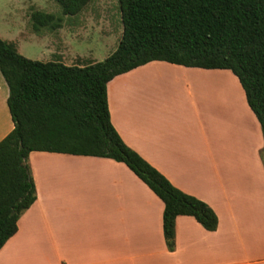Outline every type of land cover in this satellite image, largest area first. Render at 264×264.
Masks as SVG:
<instances>
[{"label":"crops","instance_id":"obj_1","mask_svg":"<svg viewBox=\"0 0 264 264\" xmlns=\"http://www.w3.org/2000/svg\"><path fill=\"white\" fill-rule=\"evenodd\" d=\"M70 18L64 36L77 39ZM73 60L70 66H86ZM233 76L153 61L107 84L110 121L123 143L206 204L217 218L214 231L178 216L169 252L163 203L124 164L32 152L35 201L0 250V264H264V135ZM8 94L0 73V142L13 130ZM221 100L229 117L219 113ZM233 114L244 116L245 135L227 131Z\"/></svg>","mask_w":264,"mask_h":264},{"label":"trees","instance_id":"obj_2","mask_svg":"<svg viewBox=\"0 0 264 264\" xmlns=\"http://www.w3.org/2000/svg\"><path fill=\"white\" fill-rule=\"evenodd\" d=\"M76 17L90 0H54ZM121 39L103 61L83 67L38 62L0 39V73L8 87L13 130L0 142V250L35 201L28 165L32 152L96 157L124 164L164 205L166 248L175 247V219L217 227L203 202L172 187L128 148L113 128L107 84L153 61L203 70H229L264 135V0H117ZM33 30L61 28V19L34 12Z\"/></svg>","mask_w":264,"mask_h":264},{"label":"rangeland","instance_id":"obj_3","mask_svg":"<svg viewBox=\"0 0 264 264\" xmlns=\"http://www.w3.org/2000/svg\"><path fill=\"white\" fill-rule=\"evenodd\" d=\"M34 12L51 14L60 18L61 28L33 30L31 15ZM75 19H77L75 22L77 28L74 31L80 37L66 39L64 35L71 24V18L62 15L54 0H0V39L12 43L17 52L28 60L44 63L59 61L65 66H70L72 62H75L73 57L76 56H78L79 64L87 65L89 63L85 62L103 61L114 52L122 36L117 0H90ZM63 48L67 49L63 50ZM60 55L64 56L57 59ZM233 86L236 88L235 84ZM221 101V109L218 108L221 110L219 113L224 117H229V104L225 100ZM234 107L233 111H235ZM227 125V131H232L233 138L238 134L245 135L244 116L237 117L233 114L232 127ZM247 135L248 138L252 137L250 131ZM233 144L235 146V143ZM262 158L264 159V155ZM243 167L242 163L239 168ZM231 172L236 174L234 167ZM9 264L27 263L11 261Z\"/></svg>","mask_w":264,"mask_h":264}]
</instances>
